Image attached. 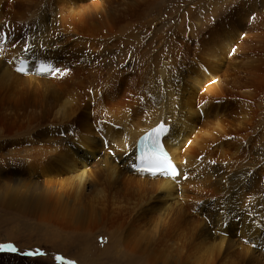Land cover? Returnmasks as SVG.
I'll use <instances>...</instances> for the list:
<instances>
[{
	"label": "bare ground",
	"instance_id": "obj_1",
	"mask_svg": "<svg viewBox=\"0 0 264 264\" xmlns=\"http://www.w3.org/2000/svg\"><path fill=\"white\" fill-rule=\"evenodd\" d=\"M98 1L0 0V200L15 202L27 194V214L38 206L54 224L83 235L85 230L94 233L80 223L86 213L100 209L110 220L148 219L144 206L153 191L172 195L181 181L176 198H212L214 203L209 200L210 205L200 209L207 218L202 216L203 233L185 224L180 200L171 203L179 206L175 211L164 206L167 225L181 226L172 250L179 247L174 253L178 263L238 264L231 255L241 249L239 240L227 238L223 230L207 231L228 221V229L236 233L241 228L244 238L259 244V253L247 248V257L253 264H264V197L256 175L248 173L260 162L256 133L264 122L254 81L264 62L255 42L225 43L235 53L225 51L216 67L220 71L229 66L238 76L248 75V92L239 91L240 81L230 84L236 90L222 85L216 69L200 58L191 29L152 30L137 41L153 50L150 58H119L122 62L106 65L110 53L94 43L119 34L129 39L136 33L128 24L114 25L111 0L107 5ZM145 1L123 0L121 10ZM20 60L26 61L23 73L16 70ZM161 122L169 129L161 141L179 173L175 178L167 170L153 174L137 163V138ZM102 138L115 145L113 155L102 153L90 160L79 153V163L73 147ZM56 162L61 167L54 169ZM65 170L74 174L63 176ZM51 176L57 178L51 181ZM246 202L255 204L240 207ZM137 244L124 247L130 261L135 250L139 256Z\"/></svg>",
	"mask_w": 264,
	"mask_h": 264
},
{
	"label": "rangeland",
	"instance_id": "obj_2",
	"mask_svg": "<svg viewBox=\"0 0 264 264\" xmlns=\"http://www.w3.org/2000/svg\"><path fill=\"white\" fill-rule=\"evenodd\" d=\"M90 1L83 0L86 4ZM98 2L105 5L109 0H99ZM262 4L260 5L259 0H146L141 5H127V10L123 12L121 10L125 5L123 0H111V11H114V17H116V20L113 21L114 25L118 26L120 23L124 25L128 24L129 30L136 33V35L128 39L122 33L124 35L119 34V36L116 35L107 40L100 38L101 40L99 39L97 41L98 43H93L96 46L104 47L110 53L104 59L106 65H113L112 63L114 62L118 64L122 62L119 58L126 60L127 57L130 60H135L137 57L142 62L150 58L153 50L148 49L147 51L149 47L145 48L141 41H137L144 36H149L152 30L157 31L158 29L160 32L169 31V27L191 29L194 38L197 37L198 40L197 45L201 50L200 58L210 69H216L215 74L219 81L222 79L220 81L222 85L227 89L236 90L230 84L233 80L240 81L241 83L239 82V84L241 86L239 85V91L248 92L251 90L248 82L249 79H247L248 75L240 73V76H238L235 71L230 70L229 66L221 67L220 71L216 67L223 60L222 57L225 51L229 50V54L235 53L233 46L227 48V46L224 47V44L230 42H235L236 44L238 40L243 42L250 40V43L255 42L258 58H260L259 60L261 62H264V0ZM39 6L41 7L40 3ZM31 20L32 24L36 22L35 17L31 18ZM167 33L162 35L164 39H167ZM262 34L263 36H261ZM249 42L247 41V44H250ZM244 60L243 62L245 63L249 61L248 58ZM164 64L166 73H169L168 65L166 63ZM140 65L136 68L140 67ZM254 81L257 99L260 98L261 114L264 117V66L257 70ZM256 135L258 138L257 148L260 152L258 158L260 162L257 163L254 169L251 165L248 173L250 175H256L258 187L259 185L262 186L260 195L264 197V122L260 124ZM89 140L86 141V144H76L73 147L75 149L74 155H76L79 163H81V153L87 155V158L90 160H96L102 153L113 155L112 152L115 145L112 142H106V139L103 138L98 141L97 139ZM34 146H38L37 142H34ZM108 147H111V149H107ZM87 150H89V153H87ZM30 162L32 163V160L28 161V164ZM79 163L76 169H79ZM116 164L114 165L116 166ZM54 167V169L61 167L60 162L54 163ZM118 167L116 166V169L123 170L122 167ZM48 169L53 168L48 167ZM254 170L255 173H251ZM73 174L70 172L67 173L65 170L63 176L70 177L69 175ZM27 175L31 176L32 174L27 172ZM56 178L54 176L50 177L51 181ZM41 179L43 178L41 177ZM181 186L182 182L178 181V184L174 185L173 189L176 190L173 191L172 195H167L166 193H162V191H153L151 199L144 206V209L147 207L145 211L148 213V219L139 221V217H123L118 220H110L104 216V213L100 209L96 212L86 213L85 217L81 218L80 223L82 222L81 224L84 226L89 225L88 229L94 233H89V231L85 230L83 235L73 227L62 228L56 222L54 224L52 220H49L47 214L44 213L45 215H42L41 208L38 206L33 205L32 212L27 214L26 211L29 208L27 194H24L21 200L15 202L10 199H2L0 200V243L13 242L21 253L27 250L35 251L39 249L44 254L24 256L22 254L0 253V264H23L24 261L39 262V264H65L67 260L74 261L75 264H183V262L178 263L174 255L179 247L175 249L174 253L172 252L175 243L180 240L179 236L175 234L181 232V226L170 228L167 225L163 218L165 215L164 206L169 205V209L175 211L179 206H172L171 203L175 200L178 202L181 201L183 207H181L180 212L186 222L185 224L189 223V225L193 226L192 232L203 233L206 231L203 225L205 219L207 221V218L204 209L202 215L200 209L205 205L208 207L214 201L212 198L209 199L211 202L213 201L212 203L208 199L205 201V198L199 201L183 198L182 201L180 196L176 198ZM86 188L88 190L87 192L90 193V188ZM247 203H243L244 205L241 204L240 207L255 204ZM203 215L205 219L202 217ZM160 217L162 218L161 222ZM158 222H160V225H157ZM92 224L93 226H90ZM229 227V222L225 221L222 227L217 226L216 228L218 229H214L215 227L209 228L207 231L214 230L218 234L219 231L223 230L228 235V237L226 236L227 238H237L239 240L237 243L241 246V249H235L231 256H233L238 264H253L251 262L252 260H249L247 257V248L250 251L253 250L252 252L254 254H258L259 244L252 243L250 237L249 239L244 238L239 233L241 228L235 233L234 229H228ZM261 229L264 231L263 227ZM139 238L142 239L141 243L138 241ZM134 242L138 243L136 246L140 245L138 250L139 256L137 257V250H135L133 261H130L126 257L127 250L124 247H129V245L135 244ZM125 244L128 245L126 246ZM81 245L83 246L81 247ZM83 247L85 248L83 249ZM239 250L242 252H236ZM127 253L129 254L128 251ZM180 255H178V258ZM57 256H62L65 260L58 261L56 259ZM15 258H19V262H15Z\"/></svg>",
	"mask_w": 264,
	"mask_h": 264
},
{
	"label": "snow or ice",
	"instance_id": "obj_3",
	"mask_svg": "<svg viewBox=\"0 0 264 264\" xmlns=\"http://www.w3.org/2000/svg\"><path fill=\"white\" fill-rule=\"evenodd\" d=\"M0 38H2V34H0ZM233 51H235V49H233ZM16 70L18 72L23 73L26 69L24 66H20ZM61 75H63V73H61ZM168 130L169 129L166 126L165 122H161L155 128H153L146 136V139L150 140L151 143L149 145H146L147 151L142 154L138 159L145 161L148 165L147 170L152 172L153 174L167 170V173L173 178H175L179 175V173L175 166L169 161L168 157L162 152L160 144V138L162 136H165ZM0 253H14L22 254L24 256H35L44 254L39 249L35 251L27 250L21 253L18 247L13 242L0 243ZM56 259L58 261L65 260V258L62 256H57ZM65 264H75V262L67 260L65 261Z\"/></svg>",
	"mask_w": 264,
	"mask_h": 264
}]
</instances>
